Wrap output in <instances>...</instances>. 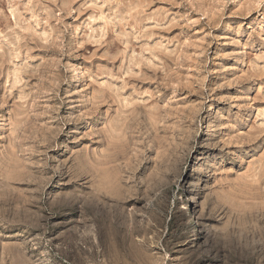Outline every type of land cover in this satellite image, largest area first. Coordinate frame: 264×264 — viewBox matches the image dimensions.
I'll return each mask as SVG.
<instances>
[{"label":"rangeland","instance_id":"obj_1","mask_svg":"<svg viewBox=\"0 0 264 264\" xmlns=\"http://www.w3.org/2000/svg\"><path fill=\"white\" fill-rule=\"evenodd\" d=\"M263 216L264 0H0V264H264Z\"/></svg>","mask_w":264,"mask_h":264},{"label":"bare ground","instance_id":"obj_2","mask_svg":"<svg viewBox=\"0 0 264 264\" xmlns=\"http://www.w3.org/2000/svg\"><path fill=\"white\" fill-rule=\"evenodd\" d=\"M153 106H154V105H153ZM146 109H147V108H146ZM109 138H111V137H109ZM113 138H114V137H113ZM111 139H112V138H111ZM114 144H115V143H114ZM111 145H112V144H111ZM115 146H116V145H115ZM113 147H114V146H113ZM171 150H172V149H171ZM96 162H97V161H96ZM97 164H98V163H97ZM104 164H107V163L105 162ZM109 164H110V163H109ZM101 165H102V164H101ZM169 165H170V164H169ZM116 175H117V174H116ZM102 198H103V197H102ZM184 209H186V208H184ZM260 213H261V212H260ZM259 215H260V214H259ZM260 217H261V216H260ZM260 217H259V218H260ZM263 217H264V216H263ZM262 220H263V218H262ZM259 228H260V227H259ZM258 230H259V229H258ZM247 234H248V233H247ZM247 234H246V235H247ZM259 234H260V233H259ZM260 235H261V237H262V234H260ZM258 237H259V236H258ZM261 237H260V238H261ZM263 237H264V236H263ZM263 237H262V238H263ZM260 238H259V239H260ZM202 245H203V244H202ZM256 246H257V245H256ZM261 248H262V247H261ZM208 250H209V249H208ZM240 251H241V250H240ZM262 253H263V252H262ZM261 255H263V254H261ZM221 258H222V257H221Z\"/></svg>","mask_w":264,"mask_h":264}]
</instances>
